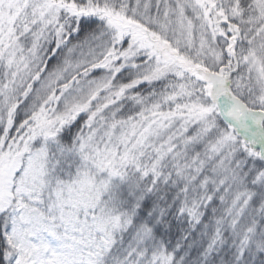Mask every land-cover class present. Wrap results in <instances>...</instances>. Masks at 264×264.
I'll use <instances>...</instances> for the list:
<instances>
[{
    "label": "snow or ice",
    "instance_id": "1",
    "mask_svg": "<svg viewBox=\"0 0 264 264\" xmlns=\"http://www.w3.org/2000/svg\"><path fill=\"white\" fill-rule=\"evenodd\" d=\"M0 264H264V0H0Z\"/></svg>",
    "mask_w": 264,
    "mask_h": 264
}]
</instances>
